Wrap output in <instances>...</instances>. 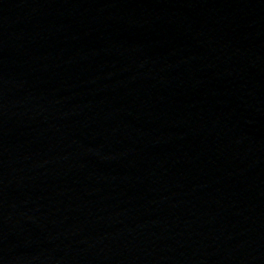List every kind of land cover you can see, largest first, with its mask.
<instances>
[{
  "label": "water",
  "instance_id": "water-1",
  "mask_svg": "<svg viewBox=\"0 0 264 264\" xmlns=\"http://www.w3.org/2000/svg\"><path fill=\"white\" fill-rule=\"evenodd\" d=\"M0 264H264V0H0Z\"/></svg>",
  "mask_w": 264,
  "mask_h": 264
}]
</instances>
